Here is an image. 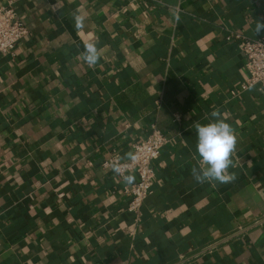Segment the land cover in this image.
Instances as JSON below:
<instances>
[{
	"label": "crops",
	"instance_id": "obj_1",
	"mask_svg": "<svg viewBox=\"0 0 264 264\" xmlns=\"http://www.w3.org/2000/svg\"><path fill=\"white\" fill-rule=\"evenodd\" d=\"M12 1L30 32L0 54V264H264V93L227 39L264 37V0ZM215 109L236 178L199 184L193 125ZM153 123L169 141L136 216L101 162Z\"/></svg>",
	"mask_w": 264,
	"mask_h": 264
},
{
	"label": "built area",
	"instance_id": "obj_2",
	"mask_svg": "<svg viewBox=\"0 0 264 264\" xmlns=\"http://www.w3.org/2000/svg\"><path fill=\"white\" fill-rule=\"evenodd\" d=\"M29 28L20 18L17 6L10 0L0 7V54L11 52L15 46L29 35ZM240 38V49L246 59L247 79L242 83V89L259 87L264 93V37L247 38L238 33L230 32L227 39ZM238 91H233L237 94ZM169 139L156 125L151 124L150 134L141 142L133 145L131 152L135 159L112 153L105 156L101 166L106 170L119 169L120 176L136 174V181L124 186V194L129 198L128 210L139 216L145 200L153 192L156 178L154 161L162 152ZM91 165V162H89Z\"/></svg>",
	"mask_w": 264,
	"mask_h": 264
},
{
	"label": "clouds",
	"instance_id": "obj_3",
	"mask_svg": "<svg viewBox=\"0 0 264 264\" xmlns=\"http://www.w3.org/2000/svg\"><path fill=\"white\" fill-rule=\"evenodd\" d=\"M179 15H176V21L179 22ZM76 27H83V17L76 16ZM255 33L257 36L264 33V20L256 21ZM82 59L89 65L94 66L100 59V51L96 47L95 42L85 45L83 52L80 53ZM193 127L196 131V154L194 159L197 165L191 168L192 178L199 184H225L235 180V174L228 170L233 164L232 157L235 153L237 144V134L235 129L226 122L219 109H215L210 113L209 122L201 124L194 123ZM130 158L135 159L131 153ZM119 173V169H115ZM126 184L134 181L132 175H124L122 177Z\"/></svg>",
	"mask_w": 264,
	"mask_h": 264
}]
</instances>
